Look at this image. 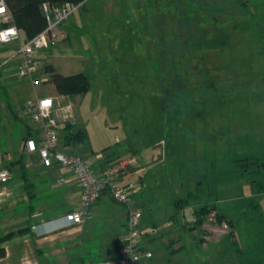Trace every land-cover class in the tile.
<instances>
[{"label": "rangeland", "instance_id": "obj_1", "mask_svg": "<svg viewBox=\"0 0 264 264\" xmlns=\"http://www.w3.org/2000/svg\"><path fill=\"white\" fill-rule=\"evenodd\" d=\"M69 23L77 30L70 39L67 34L43 48L49 53L42 58L43 66L51 60L57 71H81L90 87L68 97L76 124L72 114L66 120L56 117L58 144H66L61 126L68 121L74 131L80 127L86 132L84 141L75 144L79 151L105 156L111 166L120 165L118 157L132 155L135 165H145L139 174L154 179L148 183L154 189L138 185L129 203L142 189L156 199L143 210L140 224L148 230L151 221H157L155 236L161 240L170 226L173 199L182 196L175 194L173 182L194 191L206 162L215 159L218 166L228 149L264 139V0H89L61 25ZM220 34L231 40L230 49L205 43ZM11 52L5 54L7 59ZM170 52L175 53L174 61L167 58ZM17 60L5 64H10L8 71L1 68L12 80L0 86V131H11L14 137L17 133L20 141L22 124L11 119L4 101L22 112L26 99L50 94L53 88L43 66L41 72L35 67L29 76L15 78ZM178 79L179 87L173 83ZM53 100L57 106L69 103L67 98ZM22 120L36 123L28 111ZM160 147L159 160L153 155L160 154ZM209 182L212 188L200 189L199 200L210 203L213 198L217 209L235 194L251 192L246 179L220 183L217 191L215 180ZM257 200L264 213V193ZM115 202L127 211L129 204ZM189 218L188 213H178L172 221L178 227V243L165 247L156 241L152 258L143 263L236 264L225 242L228 225L205 219L198 234L181 227ZM179 244L181 249L170 252Z\"/></svg>", "mask_w": 264, "mask_h": 264}, {"label": "crops", "instance_id": "obj_2", "mask_svg": "<svg viewBox=\"0 0 264 264\" xmlns=\"http://www.w3.org/2000/svg\"><path fill=\"white\" fill-rule=\"evenodd\" d=\"M87 2L89 0L82 2L79 7L86 6ZM3 25L5 23L0 22V28ZM61 27L66 30V34L70 39L72 30L75 31L77 26L74 23H69V26L65 25L64 27L61 25ZM24 39L25 35L20 30L18 39L0 42V86L12 80L10 75H2L1 68L8 71L10 64L7 66L5 64H8L15 57L18 60L14 64V68L19 67L22 61L19 47ZM10 51L12 52L7 59L5 54H9ZM48 55L47 49L39 51L36 66L39 72H41L40 67L43 66L42 60L44 57L47 58ZM50 61L44 64L42 68L46 79L48 73L45 71V66L50 64L55 69L58 67ZM58 72L71 74L67 71ZM15 75V78H21L18 72ZM51 86L53 88L52 93L35 95L34 98L55 96L57 98H67L69 103L72 102L68 99L70 96L58 94L52 83ZM4 102L11 119L17 123L20 121L22 125L20 126V141H18L17 133L14 137L11 131L8 132L6 129L0 131V167L8 168L12 174L11 178L5 183V193L0 196V237L9 235L0 241V248L4 250L3 254L0 255V264H117V237L125 229V208L120 203L115 202L108 192L104 191L89 207V216L83 225L67 224L63 214L78 205L80 199L79 185L69 171H60L55 163L46 167L40 163L37 152L25 151L26 128H30L31 137L39 138L40 126L37 122L28 124L22 120L23 113L27 111L25 103L21 105V107L23 106L22 109L20 108L22 112H19V109L15 108L7 99ZM9 107L18 113V118L12 116ZM71 114L74 117L73 109ZM74 123L76 124L75 117ZM58 149L66 153L92 157L95 171L98 174L106 172L111 167L105 156H95L93 152L79 151L75 144H63L61 147L58 144ZM160 154H154L153 158L160 156ZM118 158L119 162L125 163L118 173L119 177L124 183L131 182L134 184V193L138 185L140 188L147 187L148 183L154 180L150 178L152 175H149L151 180L147 181L145 175L141 176L139 174L145 165H135L136 160L133 155ZM18 159H20L19 162H17ZM136 174H138L137 178L131 180L133 175ZM151 187L154 189L152 185ZM172 187L173 190H177L175 194H182L178 198L183 200L175 203L178 198L173 199L174 211L168 217L170 226L164 234L160 235L161 240L156 238L158 236H155L158 227L157 221L152 220L148 230L142 228L140 224L141 245L144 250L151 252V256L149 258L144 257L142 261L152 258L153 248H151V245L153 246L156 241H162L165 247L178 243L180 238L175 235L178 227L172 222L178 213L190 214L188 221L181 223V227L188 231H196L200 234V230L206 224L204 222L198 227L191 228L195 219L194 210L199 207L200 203L204 202V198L199 200V196H197L196 199L185 200L189 190L188 187L185 185L184 195V188H181L180 184L173 182ZM133 200L141 207L142 214L145 208L156 202V199L146 194L143 189L140 190L139 197L136 198L135 196ZM62 205L67 207L60 209ZM148 233H151L152 237L147 238L146 234ZM182 246V244L174 246L170 252L181 249Z\"/></svg>", "mask_w": 264, "mask_h": 264}, {"label": "trees", "instance_id": "obj_3", "mask_svg": "<svg viewBox=\"0 0 264 264\" xmlns=\"http://www.w3.org/2000/svg\"><path fill=\"white\" fill-rule=\"evenodd\" d=\"M84 1L4 0L7 9L12 15L14 24L24 33L25 38L33 37L46 26V18L42 10L43 2L61 5L64 3L78 4ZM205 43L207 46L215 47L219 50L231 45L229 38L221 34L211 35ZM167 58L174 61L176 59L175 53L170 52ZM168 63L170 65L171 62ZM172 70L174 71V69ZM45 71L48 73L46 80L53 84L55 91L60 95L74 96L86 92L90 87L88 76L81 71L62 74L50 64L45 66ZM173 83L177 87L182 84L179 79ZM9 109L12 112V116L18 118V113L10 107ZM61 131L64 133L66 144L82 143L86 137V132L83 128H78L74 131L72 124L68 121L63 123ZM30 133V128L27 127L25 139L31 137ZM168 134L171 135L172 133ZM225 153L227 154L222 156L221 164L218 165L220 167L216 165L215 159L211 160L208 156H205L211 160L206 162L207 166L205 167L207 170L205 169V172L200 175L201 177L196 179V189L187 191L185 200L196 199L200 189L205 187L212 188L209 182L211 179L215 180L214 191L215 189L216 191L218 190L220 183L225 184L246 179L250 185L251 192L249 194L243 192L235 194L231 198V202L222 204L219 209H217L215 200H211L210 203L207 201L201 203L194 210L195 219L191 228L200 226L207 218L208 213L211 210H215L216 221L218 223H226L230 228L225 242L228 250L235 258L236 264H264V213L257 200V196L264 193V139L249 147L243 146L237 149H228ZM182 200V198H178L175 203H179ZM7 236L9 235L0 237V241ZM3 252V248H0V255Z\"/></svg>", "mask_w": 264, "mask_h": 264}, {"label": "built area", "instance_id": "obj_4", "mask_svg": "<svg viewBox=\"0 0 264 264\" xmlns=\"http://www.w3.org/2000/svg\"><path fill=\"white\" fill-rule=\"evenodd\" d=\"M81 3H64L52 5L48 2L42 3V10L46 18V26L31 38H25L19 52L22 61L18 67V75L29 76L37 66V55L39 51L54 45L59 40L66 38L67 34L62 29V22L80 6ZM0 22L5 23L0 28V42L18 39L20 29L12 20V15L7 9L4 0H0ZM39 79H34L38 82ZM25 109L30 113L41 129L40 137H28L24 141L25 151L37 152L39 161L48 167L56 164L60 171L67 170L75 178L80 187V199L78 205L63 214L67 224L83 225L89 216V207L104 192L119 202L129 204L126 211L125 229L117 237V264H144L142 259L149 258L151 252L144 250L141 245L140 219L142 210L134 202L129 203L134 192V184L122 182L119 171L125 163L114 165L102 174H98L93 167L90 156L66 153L58 149L57 125L58 119H69L72 105L66 103L56 105L52 96L30 98L25 101ZM57 117V118H56ZM12 176L11 171L0 167V196L5 193V183ZM215 210H211L206 219L215 218ZM226 227L225 223H222Z\"/></svg>", "mask_w": 264, "mask_h": 264}, {"label": "water", "instance_id": "obj_5", "mask_svg": "<svg viewBox=\"0 0 264 264\" xmlns=\"http://www.w3.org/2000/svg\"><path fill=\"white\" fill-rule=\"evenodd\" d=\"M54 5H56V4H54ZM160 156H159V158L158 159H160L161 157H162V148L160 147Z\"/></svg>", "mask_w": 264, "mask_h": 264}, {"label": "snow or ice", "instance_id": "obj_6", "mask_svg": "<svg viewBox=\"0 0 264 264\" xmlns=\"http://www.w3.org/2000/svg\"><path fill=\"white\" fill-rule=\"evenodd\" d=\"M0 11H3V9H0Z\"/></svg>", "mask_w": 264, "mask_h": 264}]
</instances>
